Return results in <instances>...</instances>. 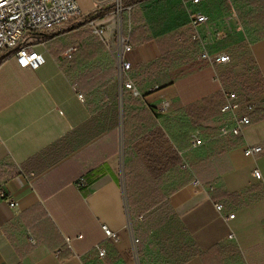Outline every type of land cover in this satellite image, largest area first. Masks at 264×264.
Returning a JSON list of instances; mask_svg holds the SVG:
<instances>
[{"label": "crops", "instance_id": "obj_1", "mask_svg": "<svg viewBox=\"0 0 264 264\" xmlns=\"http://www.w3.org/2000/svg\"><path fill=\"white\" fill-rule=\"evenodd\" d=\"M78 1L86 21L105 29L104 39L91 38L88 23L57 29L40 35V68L20 69L9 55L0 66V186L19 205L0 198V264H111L112 252L116 259L129 253V226L140 239L139 264H264V184L254 176L259 170L264 178V0H125L123 28L133 46L125 59L140 92L126 110L152 112L159 124L141 137L131 133L127 147L110 43L115 4ZM198 12L209 22L196 27L191 16ZM221 28L225 34L216 35ZM204 52H225L232 61L212 64ZM175 55L171 69L149 70ZM223 91L253 105L240 137L221 136L222 124L232 123L218 116ZM183 123L198 131L181 138ZM194 133L203 146L192 147ZM254 146L263 151L246 156ZM146 185L155 186L157 204L140 202ZM216 204L235 218L222 219ZM103 226L120 242L108 240Z\"/></svg>", "mask_w": 264, "mask_h": 264}, {"label": "built area", "instance_id": "obj_2", "mask_svg": "<svg viewBox=\"0 0 264 264\" xmlns=\"http://www.w3.org/2000/svg\"><path fill=\"white\" fill-rule=\"evenodd\" d=\"M115 4V12L118 19V27L116 32V41L118 53L116 61L119 65L122 89L130 92L133 97H140V92L130 78V73L133 71V64L125 59V56L133 52V46L130 44V39L125 36L123 28L124 13L127 11L124 2L125 0H113ZM196 5L201 3V0H194ZM83 12L78 0H0V66L2 59L9 55L13 57L20 69H38L45 63L43 54L37 51L40 44V35L53 32L61 27L73 22L82 17ZM95 16L98 11H95ZM93 28V34L100 39H104L105 29L97 27L95 20L87 21ZM191 22L194 26L209 22L208 16L198 12L191 16ZM131 30V27L130 29ZM198 36L195 37L197 39ZM74 49H70L65 53L67 59H71ZM203 60H207L214 64H229L231 56L228 53H219L211 56L204 52L201 56ZM224 103L220 109L223 116H230L231 125L226 121L220 128L221 136L231 135L240 137L243 129L252 123L253 105L250 100L242 101L240 95L235 91H223ZM83 102L84 96L78 95ZM191 145L193 148H199L204 145L199 133H194L191 136ZM263 151L261 146L247 147L245 150L246 156L260 154ZM186 167V166H185ZM254 176L263 182L264 178L259 170L254 171ZM198 184V182H196ZM213 191L214 187H210ZM0 198L7 201L10 208H18V202L8 198L7 191L4 185L0 186ZM225 207L223 204H216V210L220 217L225 221L235 218L234 214L227 217L223 216ZM108 240L119 243L120 236L110 230L107 226H103ZM233 233L230 234L232 238ZM79 238H83L82 235ZM134 242V252L136 259L139 260L138 244L139 239L132 234ZM71 239H67L68 245L71 247ZM31 243L36 244V241L31 237ZM96 250L100 258L106 256V251L96 246ZM139 264V263H138Z\"/></svg>", "mask_w": 264, "mask_h": 264}, {"label": "trees", "instance_id": "obj_3", "mask_svg": "<svg viewBox=\"0 0 264 264\" xmlns=\"http://www.w3.org/2000/svg\"><path fill=\"white\" fill-rule=\"evenodd\" d=\"M4 59V58H3ZM2 59V61H3ZM178 57L172 56V58L170 56H166L160 59L159 63H153L150 67L149 70H151L152 72H155L156 75L162 73V71L164 69H171L173 67V63L174 60H177ZM165 66V68H164ZM164 69H163V68ZM162 68V69H160ZM163 81L160 79L156 78V81L153 83L155 85H163L162 84ZM130 98H128L127 96V92L126 90H124V145L125 147L128 146L129 143V136L130 134H134L138 135L139 137H141L142 135L146 134L148 131H150L151 128H157L159 126L158 124V116L156 114H151L150 112L147 111H143V112H133V113H127L126 110V105L128 104H136L137 101H139V99L133 97V96H129ZM224 122V121H223ZM227 122H229V120H227ZM226 123V122H224ZM223 123V124H224ZM222 124V125H223ZM182 130L180 133L181 138L185 137L186 139L189 138V134L192 131H198L196 130L195 126H192L188 123H183L182 124ZM201 134V133H199ZM228 136V135H227ZM226 137V136H223ZM191 140V137H190ZM127 169V166H126ZM127 172V170H126ZM127 173L125 174L126 177ZM157 191L155 186L153 187L152 185H146L142 188V190L139 192L138 194V198L140 199V202H142L143 204L153 201L151 203H155L157 204ZM143 219V218H142ZM186 254H183L184 259H187L191 256V252L187 249H185ZM138 252L139 254H141V248H140V239H139V244H138ZM185 253V252H184Z\"/></svg>", "mask_w": 264, "mask_h": 264}, {"label": "rangeland", "instance_id": "obj_4", "mask_svg": "<svg viewBox=\"0 0 264 264\" xmlns=\"http://www.w3.org/2000/svg\"><path fill=\"white\" fill-rule=\"evenodd\" d=\"M259 19H261V18L260 17H258V18L257 17H249L247 20H251L253 23L257 24L256 21L259 20ZM86 20H87V18H85V16L82 15V17H80V18L74 20L73 22H70L69 24H66L65 26L61 27L60 28V30H61L60 32H67V31H70V30H73V29H80L86 23H88ZM238 24L239 23L237 22V25ZM116 32L117 31H115L114 36H113L112 40L110 41V43L112 44V47L114 49L115 55L117 56L118 49H117V41H116V35H117ZM221 32H223V34H225L226 29L221 28V29L216 30V35L220 34ZM91 36H92L91 38H95L96 40L100 39L97 36H95L94 34H92ZM233 56H234V59H235L236 56L235 55H233ZM176 57H178V56L176 55ZM177 60H175V61H177ZM231 61H232V57H231ZM159 62H160V60L156 61V63H159ZM162 68H160V69H162ZM164 68H165V66H164ZM220 114L221 113H219L218 116H220ZM154 149H155V151L160 152L161 149H162V146L159 145V144L158 145H154ZM187 163L189 164V161H187ZM189 165H190V167H192L191 164H189ZM129 170H130V168L127 170V177L125 178L128 189H130V174H129L130 171ZM187 173H188V176L192 177L190 171H187ZM128 231H129V234L131 235V240H132V234L135 236V234H134L135 232H134L133 227L129 226ZM129 248H130L129 249V253L123 254L124 255L123 258L117 257L118 259H116L115 258V253L112 252V254H113L112 259H114L116 262H112L111 264H138L139 260L136 259V256H135L133 240L131 241V246ZM137 249H138V247H137ZM138 255H139V252H138ZM142 260L144 261V258H142Z\"/></svg>", "mask_w": 264, "mask_h": 264}]
</instances>
